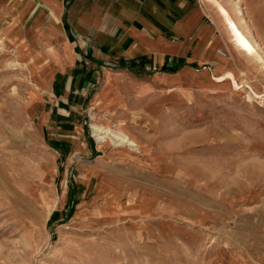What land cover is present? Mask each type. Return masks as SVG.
Listing matches in <instances>:
<instances>
[{
    "label": "rangeland",
    "instance_id": "374dc122",
    "mask_svg": "<svg viewBox=\"0 0 264 264\" xmlns=\"http://www.w3.org/2000/svg\"><path fill=\"white\" fill-rule=\"evenodd\" d=\"M219 1L236 68L220 55L162 110L167 88L147 94L143 111H89L68 141L42 88L67 57L59 24L42 16L60 53L43 65L30 34L0 41V264H264V0H240L242 14ZM91 115L139 149L114 145L109 131L97 143Z\"/></svg>",
    "mask_w": 264,
    "mask_h": 264
},
{
    "label": "crops",
    "instance_id": "0c3cea01",
    "mask_svg": "<svg viewBox=\"0 0 264 264\" xmlns=\"http://www.w3.org/2000/svg\"><path fill=\"white\" fill-rule=\"evenodd\" d=\"M24 1L7 0L5 7L16 10ZM206 4L205 0H26L24 19L16 15L19 19H12L10 31L19 26L34 29L39 16L46 15L58 22L61 32L56 34L60 45L67 47L63 64L42 86L44 107L58 125L59 141L78 132L89 111H143L147 94L189 88L184 77L211 74L218 68V50L231 63L227 55L232 54L228 45L233 42Z\"/></svg>",
    "mask_w": 264,
    "mask_h": 264
},
{
    "label": "bare ground",
    "instance_id": "6f19581e",
    "mask_svg": "<svg viewBox=\"0 0 264 264\" xmlns=\"http://www.w3.org/2000/svg\"><path fill=\"white\" fill-rule=\"evenodd\" d=\"M6 1L7 0H0V25L5 21L11 20L15 15L20 16L21 20H23L25 15H26V12H27V8H23L26 0L24 2H22L21 5H19L16 10H12V9L10 10L9 7H5ZM206 1L214 2V4H215L214 10L217 13V15L219 16L221 22H222L223 18H225V17L229 18L230 17L229 12L224 7L223 1H219V0H206ZM231 2H232V4H231L232 9H234V10L236 9V11L239 14H242V12L240 10V0H231ZM42 16L43 15L39 16V18L37 19L36 27L34 28L35 31H32L33 29L28 30L27 37H24L25 31L22 30L21 26L17 27V29H15L13 32H11L9 34H6L4 36H0V41H2L3 43H10V44L14 45L16 42L23 41V38L28 39L29 34H30L32 36V41H31L32 43H31V46H29V50L33 51V53H34V51L39 49L40 53L37 56V58H38L37 61H38V64H41V65L45 64L47 62V60H49V59H58L59 54H60L58 49L56 48V44H55L56 40H55L54 36L48 30V28H46V29L44 28L45 26H47V21H43V17H45V16H43V17ZM50 20L58 23L52 17L50 18ZM237 20H238L239 24L242 25L241 24L242 22H240V21L243 20V18L241 19V17H240V19H237ZM231 22L233 25H235L234 21H231ZM224 27H225L227 36L230 38V40L237 47H239L238 40H235L233 38V35L230 34L229 28L227 26L224 25ZM246 28H248V26H246ZM217 52L220 55L224 54L221 50H218ZM220 62L222 64L221 60H220ZM194 76L195 75H192L190 77H184V78H185V80L188 81V83L190 85H192V84L199 82V81H197V79ZM172 89L173 88H167L163 91L162 97L159 98V100L155 104L157 110H162V108L165 106V104H169V102H170V105H173L174 103H176L178 101V97H177L176 93H174V91H172ZM187 90H189V89H187ZM186 92L187 93H185L186 94L185 96L187 97V100L189 101L192 97V93L190 90L186 91ZM91 119H92L91 122L93 123L90 126L92 129V136L94 137V139L96 140L97 143H102L106 138L105 133L107 131H109L108 133L111 135V141L114 145H116V146H122L123 145V146L129 147L131 149H135V150L139 149L140 143H138L134 139V137L130 136L128 134L129 133L128 131H127L128 133L125 132V130H127V129L119 126L114 131L109 130V129H106L104 131L103 128H101L100 126L95 124L94 117L92 115H91ZM30 241H31V237H29V242Z\"/></svg>",
    "mask_w": 264,
    "mask_h": 264
},
{
    "label": "trees",
    "instance_id": "16d2710c",
    "mask_svg": "<svg viewBox=\"0 0 264 264\" xmlns=\"http://www.w3.org/2000/svg\"><path fill=\"white\" fill-rule=\"evenodd\" d=\"M59 145L61 146L62 144H59ZM76 202H77V199L74 198L73 186L70 184V186H69V192H68V204H67V207H66V209H67L68 211H67V213H66V215H65L66 218L71 216L73 206H74V204H75ZM56 214H57V212H53V213L51 214L48 223H50V222L56 220V218H55V217H56Z\"/></svg>",
    "mask_w": 264,
    "mask_h": 264
}]
</instances>
